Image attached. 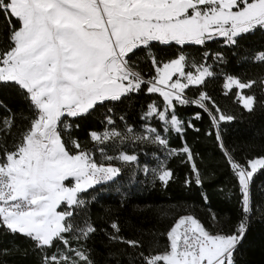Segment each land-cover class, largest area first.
I'll return each instance as SVG.
<instances>
[{
  "label": "snow or ice",
  "instance_id": "6c2138e0",
  "mask_svg": "<svg viewBox=\"0 0 264 264\" xmlns=\"http://www.w3.org/2000/svg\"><path fill=\"white\" fill-rule=\"evenodd\" d=\"M0 15L8 25L5 46L0 47V83L17 86L36 113L14 150L0 149V228L45 249L53 247L56 240L67 244L65 233L77 231L78 238L87 239L95 232L91 224L77 229L71 222L72 209L85 204L82 194L120 175L121 167L114 161L128 164L137 160L136 155L123 152L115 157L106 155L101 148L104 159L98 161L77 140H70L68 147L59 127L62 118L90 114L97 106L121 102L142 85H149L147 92L159 93L164 104L163 110L150 104L145 119L158 118L169 126L161 127L160 132L182 133L184 122L175 114L176 105L196 103L208 110L204 103L210 99L207 93L202 92L195 101L183 94L190 85H202L212 77L211 66L193 64V73L185 71L188 59L183 52L167 62L153 54L149 59L155 75L144 80L132 58L153 43L203 46L223 38L225 45L235 47L242 35L264 29V0H0ZM13 19L16 24H12ZM208 55L204 53L205 59ZM215 59L222 60V54L216 53ZM254 59L264 62V52ZM255 83L227 76L224 88L250 89ZM237 96L246 110H253L254 95L238 92ZM216 113L209 115L238 181L244 218L230 234H211L193 216H181L167 232L168 249L157 254L139 253L142 264H235L234 254L244 239L247 214L253 207L250 185L254 174L264 170V155L236 162L219 132L220 122L235 117L223 114L218 107ZM194 118L200 119V114ZM5 123L11 127L10 120ZM106 123H113L110 116ZM187 126L193 127L190 121ZM71 127L64 123V130ZM145 131L148 135L122 136L106 129L102 133L91 131L90 138L96 144L134 138L167 148L168 141L157 128ZM181 152L191 163L195 183L201 185L190 148L185 145ZM179 154L175 149L169 151L170 156ZM172 175L171 169L162 166L157 179L166 185ZM69 180L71 185L66 183ZM61 204L68 210L57 211ZM111 228L116 233L112 239L133 248L141 246L139 241L121 238L116 222ZM70 252L74 254L45 256L43 264H94L86 249Z\"/></svg>",
  "mask_w": 264,
  "mask_h": 264
},
{
  "label": "trees",
  "instance_id": "16d2710c",
  "mask_svg": "<svg viewBox=\"0 0 264 264\" xmlns=\"http://www.w3.org/2000/svg\"><path fill=\"white\" fill-rule=\"evenodd\" d=\"M11 22L17 23L15 19ZM7 32L8 25L0 15V47L5 46ZM180 52L187 56V65L211 66L214 75L207 77L202 85L189 86L183 94L195 101L202 92L207 93L210 99L204 103L208 110L201 109L196 103L177 104L175 114L184 122V130L179 134L174 130L164 132L167 148L134 138L114 139L109 144H96L90 138L91 131L100 133L109 125L125 136H131L125 132L127 128L132 129V133L137 132L148 106L155 103L160 109L164 104L160 94L147 92L148 85H142L140 91L121 102L97 106L90 114L78 118L63 117L59 127L68 147H71L70 140H77L92 151L98 161H103L101 148L106 155L125 152L135 154L137 160L128 164L114 161L121 167L120 175L82 194L85 204L72 209L71 222L77 229L86 224L95 227V232L87 239L78 238L79 233L73 231L64 234L67 244L56 240L53 247L38 249L23 235H13L0 228V264H43L45 256L57 252L74 254L70 250L80 249L87 250L94 264H142L139 253L157 254L168 249L167 232L183 215L193 216L212 234H230L237 229L244 218L242 197L238 181L216 139L217 127L209 112L217 114L218 107L223 114L235 117L232 121L220 122L219 132L225 148L236 162L245 163L247 159L264 155V62L254 59L264 52V29L242 35L235 47L225 45L223 38L203 46L153 43L150 49L137 51L132 61L142 78L150 80L155 75L150 56L154 54L161 62H167ZM205 52L209 54L207 59ZM216 53H221L223 59L216 60ZM227 76L244 83L256 81L250 89L240 90L246 96H255L252 111L243 107L237 96V87L224 88ZM197 113L200 119L194 118ZM35 115V110L17 86L0 83V149L14 150ZM109 116L112 124L106 123ZM6 119L11 121V127L5 123ZM189 121L193 127L187 126ZM64 123L72 127L64 130ZM155 125L159 127L158 123ZM185 145L193 154L201 185L195 183L191 163L181 152ZM172 149L180 154L170 156ZM156 157L162 159L164 166L173 173L166 185L157 179ZM145 168L149 171L145 172ZM250 192L253 207L247 214L244 239L234 254L235 264H264V170L254 174ZM113 222L119 225L121 238L139 241L141 246L133 248L112 239L116 235L111 228Z\"/></svg>",
  "mask_w": 264,
  "mask_h": 264
},
{
  "label": "rangeland",
  "instance_id": "374dc122",
  "mask_svg": "<svg viewBox=\"0 0 264 264\" xmlns=\"http://www.w3.org/2000/svg\"><path fill=\"white\" fill-rule=\"evenodd\" d=\"M205 65H207V64H205ZM185 71H192L193 73H195V71H196V69L193 67V63H189V65H187V67L185 68ZM227 78V77H226ZM173 79H176V76H174L173 77ZM183 82V81H182ZM225 82H226V79H225ZM149 86V85H148ZM191 86V85H190ZM233 87V86H232ZM240 93V95H242V96H246V95H244V94H242L241 92H239ZM159 94V93H158ZM163 98V97H162ZM157 109H159L158 107H157ZM159 110H163V107L162 108H160ZM148 111V108H147V110L143 113V115H142V120H143V124L141 125V127L139 128V130H137V132H135V133H129L130 135H136V136H145V135H148V133L145 131V129L146 128H149V127H155V128H157V131L159 132V134L163 137V134H164V132L165 131H163V132H160L159 131V129L161 128V127H164V128H168L169 126L168 125H165L163 122H160V121H158V118H150V119H145V116H144V114L146 113ZM159 124V127H157V125H155V124ZM107 130H113L114 128L113 127H111L110 125L106 128ZM105 129V130H106ZM127 129H130V128H127ZM127 129H126V133H128L127 132ZM104 130V131H105ZM115 131H117V132H119L118 130H116V129H114ZM103 132V131H102ZM102 132H100V133H102ZM119 133H121V132H119ZM121 135L122 136H125L124 134H122L121 133ZM110 142H112V140H110V141H108V142H106V143H110ZM105 143V144H106ZM121 152H118V153H116V154H114L113 155V157H115V156H118L119 154H120ZM123 153H125V152H123ZM125 154H127V153H125ZM130 155H135V154H130ZM110 156H112V155H110ZM104 159V157L102 158V160ZM156 165H155V167H154V169H155V171L157 172V174L159 175V170H160V168L162 167V166H164V163H163V160L162 159H160L159 157H156ZM66 183H68L69 185H71V183H73V181H71V180H69V181H66ZM67 206L66 205H64V204H61L60 206H58V208H57V211H66L67 210V208H66Z\"/></svg>",
  "mask_w": 264,
  "mask_h": 264
},
{
  "label": "crops",
  "instance_id": "0c3cea01",
  "mask_svg": "<svg viewBox=\"0 0 264 264\" xmlns=\"http://www.w3.org/2000/svg\"><path fill=\"white\" fill-rule=\"evenodd\" d=\"M238 90H239V92H240L241 89H238ZM183 216H189V215H183ZM190 216H191V215H190ZM208 232H209V231H208ZM211 234H212V233H211ZM215 234H217V233H215ZM162 253H163V252H162Z\"/></svg>",
  "mask_w": 264,
  "mask_h": 264
},
{
  "label": "built area",
  "instance_id": "2783aa9c",
  "mask_svg": "<svg viewBox=\"0 0 264 264\" xmlns=\"http://www.w3.org/2000/svg\"><path fill=\"white\" fill-rule=\"evenodd\" d=\"M105 183V182H104Z\"/></svg>",
  "mask_w": 264,
  "mask_h": 264
}]
</instances>
